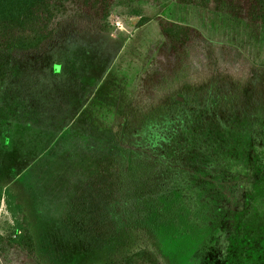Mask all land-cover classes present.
<instances>
[{
	"label": "rangeland",
	"instance_id": "1",
	"mask_svg": "<svg viewBox=\"0 0 264 264\" xmlns=\"http://www.w3.org/2000/svg\"><path fill=\"white\" fill-rule=\"evenodd\" d=\"M161 17L264 66V27L256 37L242 20L182 0L118 1L107 20L70 18L37 50L0 52V97L14 110L0 111L10 135L5 142L0 129V188L19 197L44 264H105L144 246L165 264H264V209L255 210L263 193L196 232L143 235L112 212L106 175L116 127L134 107L148 49L163 39ZM14 222L2 199L0 232Z\"/></svg>",
	"mask_w": 264,
	"mask_h": 264
},
{
	"label": "trees",
	"instance_id": "2",
	"mask_svg": "<svg viewBox=\"0 0 264 264\" xmlns=\"http://www.w3.org/2000/svg\"><path fill=\"white\" fill-rule=\"evenodd\" d=\"M118 1L0 0V52L37 50L70 18L107 20ZM182 2L236 17L256 37L264 27V0ZM159 28L163 39L147 51L134 107L116 127L106 175L112 212L143 235L214 229L264 194V66L184 22L161 17ZM182 81L187 88L177 92ZM0 111L14 112L12 101L1 96ZM8 123L0 119L5 142ZM18 198L0 188L15 221L0 232V264H44ZM105 264L165 263L144 246Z\"/></svg>",
	"mask_w": 264,
	"mask_h": 264
}]
</instances>
